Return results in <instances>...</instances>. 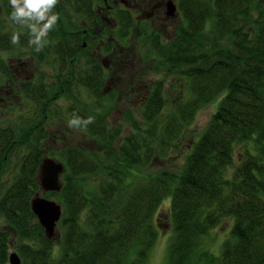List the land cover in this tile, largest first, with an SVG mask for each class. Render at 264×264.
<instances>
[{
	"label": "trees",
	"instance_id": "trees-1",
	"mask_svg": "<svg viewBox=\"0 0 264 264\" xmlns=\"http://www.w3.org/2000/svg\"><path fill=\"white\" fill-rule=\"evenodd\" d=\"M177 6L181 21L172 38L139 28L133 12L122 24L114 15L117 28L107 26L100 37L112 72L124 76L140 58L151 73L179 80L174 98L164 79L134 75L125 98L148 93L142 112L114 125L109 114L120 92L110 86V71L86 80L94 60L70 50L65 17L49 33V50L37 53L27 29L10 20L9 0H0V74L8 72L6 50L28 58L21 62L27 66L46 58L43 72L20 82L13 76L14 104L23 114L19 122L0 121V264H9L11 251L21 264H151L164 228L173 230L165 264H264V0H177ZM76 16L82 29L85 17ZM14 32L21 33L18 45L11 43ZM209 106L216 111L187 153L186 130ZM73 114L95 118L80 129L91 150L63 144ZM18 152L19 163L12 159ZM45 158L65 165L59 192L41 189ZM174 159V168L165 167ZM36 196L62 208L61 230L52 238L32 210ZM168 199L170 211L158 216ZM225 220L232 224L219 252L206 247Z\"/></svg>",
	"mask_w": 264,
	"mask_h": 264
},
{
	"label": "rangeland",
	"instance_id": "rangeland-1",
	"mask_svg": "<svg viewBox=\"0 0 264 264\" xmlns=\"http://www.w3.org/2000/svg\"><path fill=\"white\" fill-rule=\"evenodd\" d=\"M180 21L181 20L178 17L174 21L170 22L168 24L169 25L168 32L164 31L163 34L167 38H172V36L174 35V29L180 24ZM48 47L49 45H47V47H45L44 49L48 51L49 50ZM19 59L21 60L20 62L25 64V62L27 61L26 59L28 58H26L25 56L23 57L19 56L17 57V60H18L17 62H19ZM37 61H38L37 62L38 64H35L33 66H27L22 63L20 64L17 63V64H14L13 66L10 65L8 67V72L4 73V74H7L6 76L0 74V77H2L0 78V121H4L5 119L10 118V119L16 120V122H19L20 117L22 116L23 112H22V109L18 108V106L14 104L15 100H18V97L15 95V93L8 96L7 95L8 89H6V86H7L8 81H10V79H12L13 76H15L16 79L20 82L21 78H26V79L30 78L31 71H34L36 74L43 72L44 70L43 65L46 63V58L40 61L39 60ZM150 61L152 62L153 59H151ZM151 70L152 68L149 62H145L142 59L138 58L136 60V63L132 65V69L129 72H127L124 76L119 73L113 76L115 80H112L110 82L111 86H115V88L118 89L120 92L118 93V96L116 98L117 107L114 108L109 114V121L114 123V125L124 124L125 123L124 120L129 115L139 117V115L141 114L142 109L140 107V104L141 105L143 104V102L145 101L143 97L147 96L146 94L148 93L144 92V93H139L138 95L135 94V96L133 95L132 98L130 97L131 99L130 102H128L125 98V94L129 88L131 78H133L134 75L139 74L141 71H143L144 75L145 74L150 75L148 77V81H150L151 83H154L159 79H164L167 97H174V98L178 97V94L180 92L179 91L180 90L179 80L174 79L173 77H165L161 74L155 75L151 73ZM15 91L18 92V90H15ZM214 105L216 107V104ZM215 111H214L213 106H209L206 109L202 110L196 117L195 122L190 126L188 130H186L188 131V133H186L185 138L183 139L182 142L185 146L187 153L191 150V147L193 145V138L194 139L196 138L195 142H197V140L199 139L198 135L205 128L212 114ZM52 129L53 131L57 130V128H53V127ZM126 129H129L127 125H125V130ZM62 137H63V144H72V145L80 146L87 150H91L92 146H94L93 142H91V139H89L90 137L88 138L86 136V133L80 129L73 128V130L70 132L69 130L65 128L62 130ZM52 142L53 140H51L50 143ZM183 144L180 146V152L183 147ZM241 148L242 146H239L238 150L235 152L236 161H237V158L239 157V154H241L240 152ZM20 158L21 156L19 152L15 153L12 156V159L14 160V162L18 161L19 163V161H21ZM160 164H163V163H160ZM174 164H176L175 159L173 161L169 160L165 164V167L174 168ZM60 181L62 184L63 176L60 177ZM170 201L171 199L170 200L168 199L163 203V205L158 210V216L164 215V218H165V216L170 211V205H171ZM35 224H36V221L31 222V226ZM231 224H232V221L226 222L225 220L224 223H221L216 229H213L210 235L207 237L206 247L210 246L214 248V250L219 252L224 242V238L228 237V235L230 234ZM56 229H57V232L59 233L60 227L58 226ZM158 234H159L158 241L151 253V259H150L151 264H165L166 258L168 257L167 252H168V248L170 245V240H171V235L173 234V230L170 231L169 229L164 228V231H160V232L158 231ZM14 252L15 251H11V253H14ZM9 264L11 263L9 262Z\"/></svg>",
	"mask_w": 264,
	"mask_h": 264
},
{
	"label": "flooded vegetation",
	"instance_id": "flooded-vegetation-1",
	"mask_svg": "<svg viewBox=\"0 0 264 264\" xmlns=\"http://www.w3.org/2000/svg\"><path fill=\"white\" fill-rule=\"evenodd\" d=\"M172 2L177 5V0H59L58 5H62L58 6V9L60 8L59 16L65 17L66 24L70 27L67 32L72 39L69 47L70 50L74 53H79L84 50L86 51V55L83 57V60H94L92 72L86 74V80H91L95 77L99 79L100 73H108V71H110L108 73V79L112 81L115 80L113 76L119 73L112 72L111 68L113 66L111 61L100 52L102 49L100 46V37L105 32L107 26H114V29L117 28L114 15L117 16L118 22L122 24L125 13L133 12V16H135L138 21L137 25L139 28L141 25H143V28L147 26V28L151 29L155 34L160 31L168 32V24L179 17V10L174 17H171L168 13ZM76 11L79 15L85 17L80 20L83 25V28L82 26L80 27L82 29H78L75 23L77 19V16L74 18ZM90 30H95L97 34H91ZM96 38L99 39L96 51H88V45H92ZM15 53L16 52H12L11 50H6L3 53L7 58L8 67L21 63L20 59L19 62H17V58H14ZM75 59H78V57L76 56ZM6 75L7 74H4V76ZM6 89H8V96L14 94L15 90H18L17 85L13 83V78L8 81Z\"/></svg>",
	"mask_w": 264,
	"mask_h": 264
},
{
	"label": "clouds",
	"instance_id": "clouds-1",
	"mask_svg": "<svg viewBox=\"0 0 264 264\" xmlns=\"http://www.w3.org/2000/svg\"><path fill=\"white\" fill-rule=\"evenodd\" d=\"M58 2L59 0H9L12 8L10 20L21 29H27L30 36L29 44L37 53L49 44V33L56 28L59 15L54 9ZM20 35V32H14L11 43L18 45ZM94 120L92 116L84 119L73 114L72 119L68 121V126L76 129L87 128L89 124L94 123Z\"/></svg>",
	"mask_w": 264,
	"mask_h": 264
},
{
	"label": "water",
	"instance_id": "water-1",
	"mask_svg": "<svg viewBox=\"0 0 264 264\" xmlns=\"http://www.w3.org/2000/svg\"><path fill=\"white\" fill-rule=\"evenodd\" d=\"M178 12L177 6L172 2L168 13L174 17ZM65 172V165L54 159L45 158L39 171V180L43 192H59L62 188L60 177ZM32 210L37 216L40 224L44 227L48 238L55 234L58 222L62 217V208L55 200H50L42 196H36L32 200ZM11 264H21V260L16 253L10 256Z\"/></svg>",
	"mask_w": 264,
	"mask_h": 264
}]
</instances>
